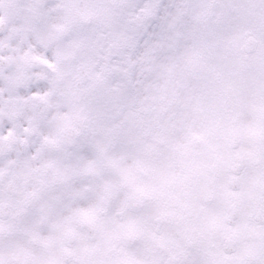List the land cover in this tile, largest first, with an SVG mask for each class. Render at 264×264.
Instances as JSON below:
<instances>
[{"label": "snow or ice", "instance_id": "1", "mask_svg": "<svg viewBox=\"0 0 264 264\" xmlns=\"http://www.w3.org/2000/svg\"><path fill=\"white\" fill-rule=\"evenodd\" d=\"M0 264H264V0H0Z\"/></svg>", "mask_w": 264, "mask_h": 264}]
</instances>
